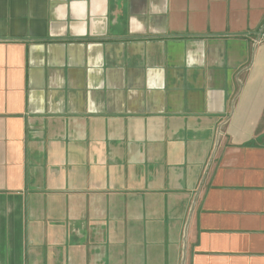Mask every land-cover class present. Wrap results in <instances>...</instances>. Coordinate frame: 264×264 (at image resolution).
Returning a JSON list of instances; mask_svg holds the SVG:
<instances>
[{"label":"crops","instance_id":"crops-1","mask_svg":"<svg viewBox=\"0 0 264 264\" xmlns=\"http://www.w3.org/2000/svg\"><path fill=\"white\" fill-rule=\"evenodd\" d=\"M0 264H264V0H0Z\"/></svg>","mask_w":264,"mask_h":264},{"label":"built area","instance_id":"built-area-1","mask_svg":"<svg viewBox=\"0 0 264 264\" xmlns=\"http://www.w3.org/2000/svg\"><path fill=\"white\" fill-rule=\"evenodd\" d=\"M263 36V35H262Z\"/></svg>","mask_w":264,"mask_h":264}]
</instances>
